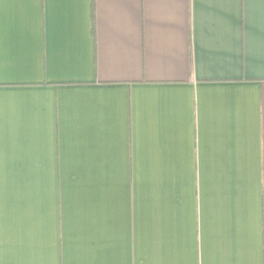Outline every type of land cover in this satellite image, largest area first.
I'll return each mask as SVG.
<instances>
[{
  "label": "crops",
  "instance_id": "1",
  "mask_svg": "<svg viewBox=\"0 0 264 264\" xmlns=\"http://www.w3.org/2000/svg\"><path fill=\"white\" fill-rule=\"evenodd\" d=\"M0 264H264V0H0Z\"/></svg>",
  "mask_w": 264,
  "mask_h": 264
}]
</instances>
